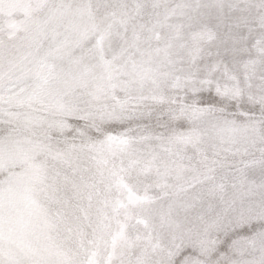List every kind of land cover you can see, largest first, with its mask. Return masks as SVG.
<instances>
[{
	"label": "snow or ice",
	"instance_id": "6c2138e0",
	"mask_svg": "<svg viewBox=\"0 0 264 264\" xmlns=\"http://www.w3.org/2000/svg\"><path fill=\"white\" fill-rule=\"evenodd\" d=\"M0 264H264V0H0Z\"/></svg>",
	"mask_w": 264,
	"mask_h": 264
}]
</instances>
